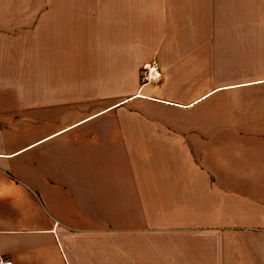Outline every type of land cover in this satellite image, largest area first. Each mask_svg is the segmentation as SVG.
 Listing matches in <instances>:
<instances>
[{
	"label": "crops",
	"instance_id": "1",
	"mask_svg": "<svg viewBox=\"0 0 264 264\" xmlns=\"http://www.w3.org/2000/svg\"><path fill=\"white\" fill-rule=\"evenodd\" d=\"M243 1L0 0V257L264 264V26Z\"/></svg>",
	"mask_w": 264,
	"mask_h": 264
},
{
	"label": "built area",
	"instance_id": "2",
	"mask_svg": "<svg viewBox=\"0 0 264 264\" xmlns=\"http://www.w3.org/2000/svg\"><path fill=\"white\" fill-rule=\"evenodd\" d=\"M162 73L156 59H151L142 65L139 72L140 85L155 83L161 79ZM0 264H13L12 260L0 257Z\"/></svg>",
	"mask_w": 264,
	"mask_h": 264
},
{
	"label": "rangeland",
	"instance_id": "3",
	"mask_svg": "<svg viewBox=\"0 0 264 264\" xmlns=\"http://www.w3.org/2000/svg\"><path fill=\"white\" fill-rule=\"evenodd\" d=\"M244 7L245 5L249 4L247 0H244ZM253 5L256 6V9L252 13L251 17L248 19H244L245 24H253L257 26H264V0H255ZM245 12V8H244Z\"/></svg>",
	"mask_w": 264,
	"mask_h": 264
}]
</instances>
